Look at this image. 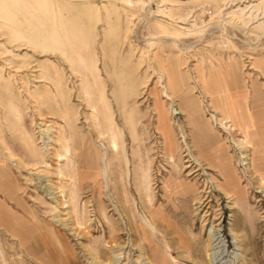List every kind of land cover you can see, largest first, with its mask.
I'll use <instances>...</instances> for the list:
<instances>
[{
  "label": "rangeland",
  "instance_id": "obj_1",
  "mask_svg": "<svg viewBox=\"0 0 264 264\" xmlns=\"http://www.w3.org/2000/svg\"><path fill=\"white\" fill-rule=\"evenodd\" d=\"M263 123L264 0H0V264H264Z\"/></svg>",
  "mask_w": 264,
  "mask_h": 264
},
{
  "label": "crops",
  "instance_id": "obj_2",
  "mask_svg": "<svg viewBox=\"0 0 264 264\" xmlns=\"http://www.w3.org/2000/svg\"><path fill=\"white\" fill-rule=\"evenodd\" d=\"M221 102V106H222ZM215 108L217 109L218 106L215 105ZM222 110L223 118L224 119H230L232 122V126L236 129H238L242 134H244L247 138L250 137L251 132L248 130V128L251 127V124H245L244 123V118L242 116L243 114V105L239 102L235 104H231L229 107L225 108L224 105L223 107H220ZM264 124V123H263ZM262 139V144L264 145V131L262 132L261 135ZM219 145V141H217ZM253 144V143H252ZM220 146V145H219ZM220 154L217 155V161L216 162H209V165L215 169L218 170V174L222 178L223 182L229 177L232 178V174H235L234 168L232 166L231 159L228 157L229 154H227V150L224 149V147L221 145L220 147ZM252 151H253V158H252V163L250 165V180H256L259 179L261 182L264 181V150L259 151L258 145H252ZM225 152V154H224ZM230 160V162H228ZM222 163V165H221ZM215 164V165H214ZM217 166V167H216ZM254 175H256L258 178H254ZM233 183V182H230ZM11 209L10 206L6 207ZM12 211V212H11ZM10 213V218L13 221L19 222L21 220V217H19L18 213L13 212V209H11Z\"/></svg>",
  "mask_w": 264,
  "mask_h": 264
},
{
  "label": "bare ground",
  "instance_id": "obj_3",
  "mask_svg": "<svg viewBox=\"0 0 264 264\" xmlns=\"http://www.w3.org/2000/svg\"><path fill=\"white\" fill-rule=\"evenodd\" d=\"M226 120L224 118L220 119L219 121ZM251 134V133H250ZM221 146V145H220ZM225 154V152H224ZM229 157V156H228ZM230 158V157H229ZM230 162V160L228 161ZM215 165V164H214ZM222 165V163H221ZM217 167V166H216ZM219 182V181H218ZM233 182V183H230ZM261 182V181H260ZM219 184V185H218ZM217 185L218 187L223 191L227 199L231 200H239L241 196H243V190L241 189L242 187L240 186L241 184V178L237 176V174H232V178H227L225 182H219ZM221 184V185H220ZM226 185V187H224ZM217 187V188H218ZM237 203V202H236ZM9 210V208H8ZM11 210V209H10ZM12 212V211H11ZM14 212V211H13ZM212 238V237H211Z\"/></svg>",
  "mask_w": 264,
  "mask_h": 264
}]
</instances>
